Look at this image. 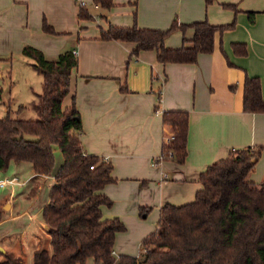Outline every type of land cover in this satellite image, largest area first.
<instances>
[{
    "label": "crops",
    "instance_id": "crops-1",
    "mask_svg": "<svg viewBox=\"0 0 264 264\" xmlns=\"http://www.w3.org/2000/svg\"><path fill=\"white\" fill-rule=\"evenodd\" d=\"M113 3L112 9L105 10L93 0H0V63L26 46L40 50L49 61L58 60L67 51L77 53L78 68L71 77L63 109L74 102L81 115L84 153L107 158L113 165L116 182L102 190L113 204L102 207L103 218L120 219L122 213L136 211L140 205H155L160 218V209L166 204L193 202L202 189L201 174L226 159L232 150L263 149L249 176L250 181L263 184L264 113L244 111V84L247 77L259 78L264 99V0H214L209 5L206 0ZM82 4L93 21L79 18ZM174 21L180 25L234 23V27L217 35L214 52L199 54L195 64L162 65L155 51L133 56L134 43L101 38L110 24L165 31ZM45 22L56 34L43 30ZM90 22L99 24L100 29L87 31ZM194 34L192 28L176 30L165 46L180 48ZM168 111L189 114L187 156L182 165L169 159L152 166V159L160 157L164 138L171 132L162 117ZM15 164L0 171V206L6 214L0 223V262L14 255L22 264H32L37 250L51 251L43 211L50 202L55 174H35L32 166ZM23 174L27 178L19 182ZM18 186L29 187L25 198L33 202L43 189L49 194L36 211H16ZM116 204L122 208L114 209ZM22 219L33 226L25 236L10 231ZM119 234L114 246L116 257L130 253L119 243ZM12 238H19V243H13ZM85 264L96 263L89 258Z\"/></svg>",
    "mask_w": 264,
    "mask_h": 264
},
{
    "label": "trees",
    "instance_id": "trees-1",
    "mask_svg": "<svg viewBox=\"0 0 264 264\" xmlns=\"http://www.w3.org/2000/svg\"><path fill=\"white\" fill-rule=\"evenodd\" d=\"M93 2L105 10L114 7L113 0ZM249 15L253 20L254 14ZM79 18L92 20L83 7ZM233 27L234 23L217 26L203 21L180 25L174 21L163 31L110 24L107 31L101 32V38L134 43L133 56L155 51L162 65L195 64L199 54L214 52L217 35ZM188 28L195 32L191 41L184 40L183 46L176 49L165 46L173 32ZM43 30L56 34L46 22ZM22 55L33 60V68L43 77V91L34 104L38 119L10 115L0 119V171H7L12 162L29 163L35 174L52 176L56 149L63 156L50 202L43 211L51 251L37 250L32 264H85L89 258L96 264H264V183L258 185L249 180L260 160L261 147L232 150L226 159L211 165L199 178L202 189L193 202L182 206L166 204L160 209L156 231L142 241L139 256L116 257V236L125 232L126 226L118 218L105 220L102 214L103 206L113 204L102 193L107 185L116 182L113 165L84 153L81 115L74 102L63 109L78 60L73 51H67L58 60L49 61L31 46L24 47ZM244 111L264 113L261 81L257 77L245 80ZM162 117L175 138L169 144L163 143L161 155L164 160L182 165L187 156L189 114L168 111ZM5 215L0 206V223ZM0 264L22 262L7 255Z\"/></svg>",
    "mask_w": 264,
    "mask_h": 264
},
{
    "label": "rangeland",
    "instance_id": "rangeland-1",
    "mask_svg": "<svg viewBox=\"0 0 264 264\" xmlns=\"http://www.w3.org/2000/svg\"><path fill=\"white\" fill-rule=\"evenodd\" d=\"M93 21V20H92ZM109 24V23H108ZM87 26V31L100 29L99 24L90 22ZM109 28V27H108ZM33 60L28 59L20 53H14L6 59H2L0 63V119L10 115L12 118H20L24 120L38 119V114L35 111L34 104L38 101V95L43 91V77L33 68ZM63 163L62 153L58 149L55 152V167L53 174H56ZM14 165L15 162H13ZM19 164V163H18ZM24 167H30L29 163H20ZM10 168V167H9ZM26 170H23L25 173ZM27 175H20L19 182H24ZM173 177H170V181ZM17 188L16 194V211L28 208L29 212H34L38 209L41 201L44 200L46 194H49L48 189L41 191L39 199L35 202L25 196L29 193V187ZM45 188V187H44ZM6 193V192H5ZM8 192L6 193V195ZM119 204L114 206V209H119ZM146 209L144 212L143 209ZM122 218L127 230L119 234V243L123 246L125 252H130L128 256H139L142 252V241L150 234L156 231L159 222V212L155 205H140L136 211L122 213ZM31 227L26 219L18 221L10 227V231H20L26 235L31 231ZM18 237V236H17ZM29 237V236H28ZM16 238V237H15ZM12 242H18L19 238L11 239ZM135 254V255H133ZM127 255V254H125Z\"/></svg>",
    "mask_w": 264,
    "mask_h": 264
},
{
    "label": "built area",
    "instance_id": "built-area-1",
    "mask_svg": "<svg viewBox=\"0 0 264 264\" xmlns=\"http://www.w3.org/2000/svg\"><path fill=\"white\" fill-rule=\"evenodd\" d=\"M83 7V4L81 5ZM73 55L76 57L77 53L74 51ZM174 135L172 134V131L170 133H168L165 138H164V143L169 144L174 140ZM170 156H172V153L169 154ZM103 160L105 162H108L107 158H103ZM162 161H164V158L162 157V155H160V157L152 159V166H158L162 163ZM15 181V179L13 181H6V183L4 184H11Z\"/></svg>",
    "mask_w": 264,
    "mask_h": 264
}]
</instances>
